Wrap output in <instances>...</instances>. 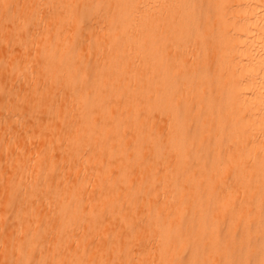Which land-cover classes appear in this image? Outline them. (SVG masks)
Instances as JSON below:
<instances>
[{
  "label": "bare ground",
  "instance_id": "6f19581e",
  "mask_svg": "<svg viewBox=\"0 0 264 264\" xmlns=\"http://www.w3.org/2000/svg\"><path fill=\"white\" fill-rule=\"evenodd\" d=\"M0 264H264V0H0Z\"/></svg>",
  "mask_w": 264,
  "mask_h": 264
}]
</instances>
